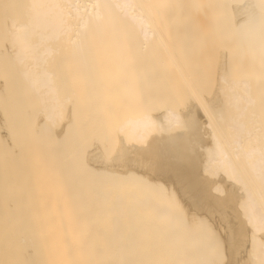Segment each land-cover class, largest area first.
Instances as JSON below:
<instances>
[{"label":"bare ground","instance_id":"6f19581e","mask_svg":"<svg viewBox=\"0 0 264 264\" xmlns=\"http://www.w3.org/2000/svg\"><path fill=\"white\" fill-rule=\"evenodd\" d=\"M0 35V264H264V0H0Z\"/></svg>","mask_w":264,"mask_h":264},{"label":"rangeland","instance_id":"374dc122","mask_svg":"<svg viewBox=\"0 0 264 264\" xmlns=\"http://www.w3.org/2000/svg\"><path fill=\"white\" fill-rule=\"evenodd\" d=\"M3 32H1V34H2ZM3 35V34H2ZM2 35H0V36H2ZM1 39H3L2 37H1ZM0 43H1V41H0ZM222 256V255H221ZM221 260V259H220Z\"/></svg>","mask_w":264,"mask_h":264}]
</instances>
